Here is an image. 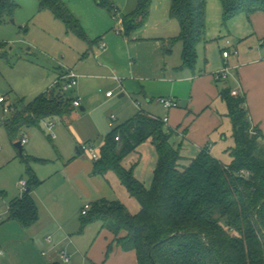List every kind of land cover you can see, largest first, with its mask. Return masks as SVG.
<instances>
[{
    "label": "trees",
    "instance_id": "obj_1",
    "mask_svg": "<svg viewBox=\"0 0 264 264\" xmlns=\"http://www.w3.org/2000/svg\"><path fill=\"white\" fill-rule=\"evenodd\" d=\"M37 1L41 9L50 10L69 30L88 40L82 23L63 0ZM152 1L137 0V7L123 15L125 36L147 21ZM97 2L111 13L118 11L113 0ZM221 3L224 24L239 14L264 12V0ZM18 7V0H0L1 19L13 17ZM171 15L180 23L181 32L168 39L166 50L182 42L181 67L194 69L198 45L207 34V0H172ZM221 96L228 106L235 140L230 164L204 149L188 167L179 169L181 152L171 143L176 131L168 129L163 120L140 112L107 135L94 173L115 172L141 209L132 213L121 201L103 198L83 215L82 228L101 222L123 250L137 253L139 264H264V134L252 125L245 96L234 94L231 88L222 89ZM72 105L73 99H66L60 90L43 93L4 124L11 137L22 140L25 129L41 128L43 122L70 115ZM149 140L159 156L150 189L136 178L133 168L123 166V160ZM23 159L27 187L20 198L10 202L8 220L29 227L39 219L33 192L42 184L31 163L46 160L27 157L25 148ZM112 249L110 244L107 256Z\"/></svg>",
    "mask_w": 264,
    "mask_h": 264
},
{
    "label": "crops",
    "instance_id": "obj_2",
    "mask_svg": "<svg viewBox=\"0 0 264 264\" xmlns=\"http://www.w3.org/2000/svg\"><path fill=\"white\" fill-rule=\"evenodd\" d=\"M72 11L82 19L77 9L72 8ZM222 11L223 6H221L220 14ZM81 19L79 18L82 23ZM208 23L207 6V32ZM123 30L106 36L99 32L96 40L87 33L90 46L91 43L96 44V60L84 58L81 64L73 66L79 71V84L73 89V96L66 97L65 92L63 93L65 98L70 100L81 96L83 103L80 107L72 105L74 109L70 115L52 120L53 125L58 127V136L51 135V137L53 141L56 139L59 141L55 147L58 148L64 161L63 178L55 182L52 190L49 189L48 197H45L46 202L41 205L42 212L38 205L42 199L34 190L33 196L39 207V219L36 223L25 227L18 221L30 231L31 238L37 237V241L44 240L47 243L45 238L49 235L52 238L56 236L61 239L60 242L65 243L66 246L63 249L71 255V264L73 258L81 252H85L86 260L89 259L90 264H139L137 253L133 250H123L115 242L113 232L103 228L101 222H92L82 228L84 205L93 204L103 198L121 201L119 192H122L121 185H123L115 172L110 171L105 175L94 173L95 161L81 150L82 143H93L101 151L107 135L115 127L144 112L160 120L168 118L166 127L176 131L171 138V143L180 150L182 156L179 162L180 169L188 167L204 149H209L215 157L228 165L232 160L230 149L235 146V140L234 145L227 144L228 136L223 130L226 121L224 116L228 115V106L221 96V91L225 88H231L234 94L245 96V106L251 123L264 134V12L258 11L250 15L239 14L229 20L226 24V34L220 37L226 39L221 42L212 41L211 43L206 34V39L198 45L199 57L194 69L181 67L183 44L179 48L181 53L179 61L171 63L166 59L174 51L173 48L169 52L166 50L168 39L178 35L152 37L154 38L151 40L154 43V55L157 61L161 59V64L157 67L154 64L144 69L140 45L147 39L140 35L127 37L123 34ZM90 33L93 32L90 31ZM227 40H231L232 49L238 51L228 59L223 56V50L228 47ZM102 43L107 45L105 50L101 47ZM200 48L204 49L201 61ZM226 65L231 68V75L225 80L216 81L215 73ZM69 69H62V74ZM114 76L121 78V83ZM101 84L109 87L108 91L114 88L120 89L119 97L127 95L131 102L112 100L115 92L112 96L107 94L100 96L98 89ZM159 97H174L179 102V106L167 108L158 102ZM14 105L19 109L25 107ZM26 130L23 134L24 137H28L26 142L28 144L30 140ZM63 146L67 148L75 146V152L67 159L62 154ZM227 153L230 155L228 161ZM129 155L123 160V166L130 169L132 164H136L135 170L133 168L134 175L150 189L159 159L155 145L150 140L146 141ZM53 194H57L55 199ZM19 196L21 197L22 194L16 195L12 200ZM9 203L6 208L8 215ZM92 233V240L86 242V235ZM51 240L49 239L48 243L51 244ZM15 242L14 239L5 241L6 249L0 243V250L4 251V254L0 256V263H11L15 259L17 252L20 251ZM30 242L36 244L34 238ZM110 244H113L115 248L106 259H102L98 252L95 254V245H98L100 250H106ZM27 247L30 251L28 252L30 262L25 258L27 263L60 262L63 264L59 256L63 249H54L55 255L51 254L47 257V253L39 252L36 245H27ZM78 258L79 256L77 261Z\"/></svg>",
    "mask_w": 264,
    "mask_h": 264
},
{
    "label": "rangeland",
    "instance_id": "obj_3",
    "mask_svg": "<svg viewBox=\"0 0 264 264\" xmlns=\"http://www.w3.org/2000/svg\"><path fill=\"white\" fill-rule=\"evenodd\" d=\"M63 1L70 11L72 8L77 9L78 14L82 16V19L78 17L81 19L83 27L93 40L98 39L99 36L96 35L99 32L100 34L104 33L106 36L107 34H116L118 30H123V15L132 12L137 7V0H113L118 7V11L111 13L105 7L100 6L97 0ZM18 3L19 7L13 17L7 16L3 20L0 17V96H5L9 102L23 107L28 106L39 95L46 93L55 80L62 75V69L72 68L78 73V69L73 66L81 64L84 58L95 59L97 49L96 44L91 43L90 46L87 40L69 30L50 10H42L37 0H18ZM221 4V0H207L209 12L207 37L211 43L212 41L215 43L226 39L220 38L226 34L223 11L220 14ZM171 5L172 0H153L149 18L132 34L147 39V41H142L140 45L143 58L142 67L144 69H148L154 64L156 67L161 64V59L157 61L154 55V43L151 41L154 38L152 37L157 35H179L181 32L180 23L171 15ZM72 13L74 12L72 11ZM74 15L77 17L75 13ZM90 31L93 33H90ZM216 32L218 33L215 34ZM150 37L152 39L148 40ZM180 46H182V43L178 42L177 45L172 47L174 50L172 55L166 57L168 62L176 63L180 60ZM201 50L200 48V61L203 59L204 52V49L202 53ZM111 87L113 88V86ZM107 89L109 87L101 84L98 89L100 96H105L108 92ZM113 91L115 96L112 100L131 102L130 97L127 95L122 98L119 97L121 94L120 89L114 88ZM73 93V89L65 92L66 97L73 96ZM16 108L19 109V107ZM80 112V109H78V113ZM12 116L5 114L3 106L0 105V212L4 215V220H0V243L6 249L5 241L14 239L16 241L15 245L17 244L20 251L17 252L11 263L0 264H30L27 263V261L30 262L28 258V252L30 253V251L27 245H36L39 252L44 251L47 253V257L51 254L54 256L55 250H61L66 246L65 243L60 242L61 239L56 236L52 238L50 235L45 238L47 243L44 240L37 241V237L34 236L36 244L31 243L30 240L33 238H31L30 231L18 221L8 220V210L6 208L9 201L16 195L24 194L25 191L21 189L20 182L22 180L28 181L26 164L16 147V143L21 139L11 137L8 128L4 124V121ZM224 117H226V121L223 130L228 136L227 144L234 145L232 123L228 115ZM57 128L53 125L52 129H49L47 124L43 122L41 128H27L26 130L30 141L28 144L24 143L25 155L46 160L32 161L31 163L36 175L42 180V184L35 189L42 199L38 202L41 212V205L46 202L45 197H48L49 189L52 190L55 182L63 178L64 161L58 148L55 147L59 141L58 139L52 141L48 136L49 134L58 136ZM64 147H62V154L67 159L69 155L75 152V146ZM228 155L227 153V161L230 157ZM136 166V164H132L130 169L134 168L135 170ZM181 170H184V168ZM150 185L151 188L153 181ZM121 186L122 192H119V195L122 203L132 213L140 211L139 201L128 192L124 185ZM56 195L53 194L54 199ZM92 235L93 233L86 235V242L92 240ZM77 236H80V234H77ZM48 238L52 239L51 244L48 243ZM95 246V254L98 252V255L103 257L102 259H106L109 248L100 250L98 245ZM113 249L109 255L113 253ZM78 256L73 258L72 264L79 262L80 264L91 263L89 259L86 260L85 252H81ZM25 258L27 261H25Z\"/></svg>",
    "mask_w": 264,
    "mask_h": 264
},
{
    "label": "built area",
    "instance_id": "obj_4",
    "mask_svg": "<svg viewBox=\"0 0 264 264\" xmlns=\"http://www.w3.org/2000/svg\"><path fill=\"white\" fill-rule=\"evenodd\" d=\"M232 41L231 40H227V49L223 50V56L224 58L228 59L232 54H237L238 51L236 49H232ZM101 47L105 50L107 45L106 43H102ZM231 75V68L226 65L224 66L221 70L217 71L214 75V78L216 81H221V80H225L227 79L229 76ZM79 78L80 75L75 72L72 69L67 70L66 72H64L55 82L54 84L49 88V90L46 92L48 94H50L52 91H56V90H60L61 92H66L69 91L70 89H74L78 86L79 84ZM114 78L121 83V78H119L118 76H114ZM114 94V91H108L107 95L108 96H112ZM158 102L161 103L162 105H164L167 108H174V107H178L179 106V102L177 101V99H175L174 97H159ZM83 103L82 97L78 96L76 98L73 99V105L75 107H80ZM0 105L3 106L4 108V113L8 114V115H14V113L17 111V108L14 104L10 103L7 98L5 96H0ZM116 117L113 115V119H115ZM165 123L168 122V118H165L163 120ZM5 123V121H4ZM47 126L49 127V129H52L53 127V122H47L46 123ZM55 136V135H54ZM23 144L26 143L28 141V137L25 136L23 139ZM81 150L88 154L94 161H98L101 159V151L99 149V147H97L96 145H94L93 143H82L81 144ZM244 171H242L243 173ZM22 190L25 191L26 187H27V183L25 180H22L20 182ZM91 209V204L87 203L84 205L83 209H82V214L86 215L89 210ZM0 220H3V214L0 212ZM4 254L3 250H0V256ZM45 254V252H44ZM60 256V260L63 264H71V255L69 254V252L65 249L61 250L59 253Z\"/></svg>",
    "mask_w": 264,
    "mask_h": 264
},
{
    "label": "water",
    "instance_id": "obj_5",
    "mask_svg": "<svg viewBox=\"0 0 264 264\" xmlns=\"http://www.w3.org/2000/svg\"><path fill=\"white\" fill-rule=\"evenodd\" d=\"M16 147L18 148L20 155L23 156L24 155V144H23V141L22 140L18 141L16 143Z\"/></svg>",
    "mask_w": 264,
    "mask_h": 264
}]
</instances>
